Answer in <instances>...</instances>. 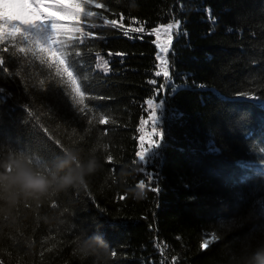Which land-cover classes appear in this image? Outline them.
<instances>
[{"label":"trees","instance_id":"1","mask_svg":"<svg viewBox=\"0 0 264 264\" xmlns=\"http://www.w3.org/2000/svg\"><path fill=\"white\" fill-rule=\"evenodd\" d=\"M99 2L106 8L92 10L108 18L123 15L126 25L135 18L146 31L173 18L182 22L180 31L187 36L174 38L169 60L175 83H186L187 88L169 95L165 109L183 115L164 122L167 147L161 149L162 160L137 163L139 121L147 118L144 102L152 94L147 81L155 78L156 48L150 42L154 37L132 34L128 39L111 28L97 29V38L80 49L91 81L86 103L92 116L107 114L108 125L89 128L85 121L74 120L70 97L67 102L36 97L31 110L38 130L22 123L32 118L20 108L11 110L13 99L0 104V144L17 141L31 153L34 166L42 167L66 147L82 148L85 155L93 150L102 165L85 178L83 186L69 188L39 206L21 205L15 225L0 218V264H92L73 253L81 228L103 235L110 253L106 264H160L161 256L178 257V264H229L230 260L235 264L240 254L264 245V217L256 203L264 193L250 196L247 187H233L236 170L240 171L235 161L248 158L249 146H264V105L255 100L225 102L197 85L215 88L228 98L264 85V0ZM209 11L214 25L208 21ZM228 28L234 31L228 33ZM97 52L110 59L112 71L107 76L91 71ZM109 52L125 53L123 63L119 56L109 57ZM0 84L20 103L27 102L18 87ZM255 95L264 98V91ZM242 114L247 119L237 125ZM247 132L251 139L244 138ZM209 140L221 148L220 154H208ZM9 153L5 151L3 157ZM24 155L28 157L27 152ZM108 155L112 161L106 159ZM148 173L153 175L151 182ZM141 180L145 189L138 198L130 189L138 188ZM156 187L159 192L152 191ZM212 234L218 239L208 249H200Z\"/></svg>","mask_w":264,"mask_h":264},{"label":"snow or ice","instance_id":"2","mask_svg":"<svg viewBox=\"0 0 264 264\" xmlns=\"http://www.w3.org/2000/svg\"><path fill=\"white\" fill-rule=\"evenodd\" d=\"M93 7L103 10L106 4L99 0H0V81L18 87L20 95L27 98L26 103H20L13 92L0 84V104L13 99L15 103L11 110L20 108L26 116L32 118L23 120L22 123L33 125L38 130L39 125L34 124L35 114L31 110L36 97L50 96L58 102H67L70 97L71 106H74V120L85 121L89 128L94 124L108 125L110 117L107 114L92 116L93 109L86 103V99L89 98L86 92L91 87V81L85 71L83 53L80 49L97 38L96 30L99 28L119 31L128 39L133 38L132 34H139L138 38L141 39L145 35L153 36L154 39L150 42L156 48L155 60L157 61L154 65L156 69L154 77L160 78L162 82L158 84L155 78L147 81L152 86V94L144 102L147 118L141 117L139 121V150L135 151L134 155L138 158L136 162L142 164L162 160L161 149L167 147L164 143V122L183 115L176 113L175 109L168 110L166 113V100L169 95L174 96L178 91L187 88L186 83H175L170 70L172 64L169 54L173 51L174 38H179L181 35L187 36V32L180 31L182 22L175 18L146 31L143 23L135 18L126 25L123 15H120L118 19L108 18L92 10ZM180 10L183 11L182 6ZM208 21L215 24V18L211 16L210 11ZM135 23H139L140 26L133 27ZM232 31L234 29H227L228 33ZM125 55L122 52L108 53L109 57H121V63ZM95 59L94 69L91 70L93 75L99 71L107 76L112 71L109 66L110 59H105L98 52L95 53ZM186 79L187 76H185ZM17 81H23V83L17 84ZM197 87L212 92L225 102L241 104L247 100H255L264 105V98L255 95L256 91H264V85L249 92L237 93L236 98L224 97L215 88L208 89L204 85H197ZM246 119V114L240 115L237 125H241ZM43 131L47 132V129ZM244 138L251 139L252 133H245ZM55 144L60 145V141L56 140ZM103 147L107 148V145ZM5 151L10 153L19 151L21 154L27 152L29 162L32 164L34 162L31 153L13 139H9L7 145L0 144V158H3ZM63 151L62 148L61 153ZM207 152L218 155L221 153V148L216 146L214 140H209ZM246 155L247 159L235 161V166L240 171L234 180L233 187H247L250 196L264 193V146H249ZM106 159L112 161L113 157L108 155ZM147 180L149 182L153 180L151 173L147 174ZM137 187L144 190L145 181L141 180ZM152 191L159 192L160 189L156 187ZM236 195L239 197L242 193L236 192ZM256 203L259 205V215L264 217V198L258 199ZM217 239L212 234L210 238L203 240L199 245L200 249H208ZM158 254H160L159 249ZM112 255L114 256L115 253L113 252ZM178 261V257L165 260L161 256L160 264H169V262L178 264Z\"/></svg>","mask_w":264,"mask_h":264},{"label":"clouds","instance_id":"3","mask_svg":"<svg viewBox=\"0 0 264 264\" xmlns=\"http://www.w3.org/2000/svg\"><path fill=\"white\" fill-rule=\"evenodd\" d=\"M101 167L93 150L85 155L79 147H66L62 153L45 161L39 168L30 163L24 154H7L0 158V218L15 225L19 219L17 209L21 205L39 206L50 202L52 197L69 188L83 186L85 178ZM130 191L138 198L144 195L141 188ZM73 243V253L82 261L91 259L92 264H106L110 256L107 242L101 233H89L87 229L81 228ZM235 264H264V245L250 253L240 254Z\"/></svg>","mask_w":264,"mask_h":264},{"label":"bare ground","instance_id":"4","mask_svg":"<svg viewBox=\"0 0 264 264\" xmlns=\"http://www.w3.org/2000/svg\"><path fill=\"white\" fill-rule=\"evenodd\" d=\"M97 76V75H96ZM252 107H254L256 109V107L254 105H252ZM237 172H239L238 170H236Z\"/></svg>","mask_w":264,"mask_h":264},{"label":"rangeland","instance_id":"5","mask_svg":"<svg viewBox=\"0 0 264 264\" xmlns=\"http://www.w3.org/2000/svg\"><path fill=\"white\" fill-rule=\"evenodd\" d=\"M210 238V237H209Z\"/></svg>","mask_w":264,"mask_h":264}]
</instances>
